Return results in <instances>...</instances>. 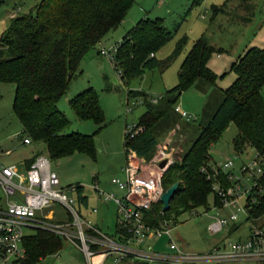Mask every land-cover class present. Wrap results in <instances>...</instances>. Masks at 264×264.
I'll return each instance as SVG.
<instances>
[{"label": "trees", "instance_id": "trees-1", "mask_svg": "<svg viewBox=\"0 0 264 264\" xmlns=\"http://www.w3.org/2000/svg\"><path fill=\"white\" fill-rule=\"evenodd\" d=\"M201 1L193 0V4ZM132 4L133 0H40L27 13L9 19L1 33L0 82L14 86L11 110L21 125L19 137L27 136L32 143H42L50 160L74 152H93L90 135L65 131L68 121L57 103L66 93L82 58L96 50L97 45L121 25ZM211 9L214 16L221 7L212 5ZM170 36L161 18L145 16L136 21L117 44L115 60L123 77L129 80L140 77L146 70L164 69L186 42L185 36L180 38L170 55L159 61L155 53ZM218 51L202 37L194 40L179 66L177 84L159 95L155 103L145 93L127 91L128 97L142 98L144 111L135 124L142 130L133 137L123 134L125 154L130 148L138 157L149 160L159 134L173 128L179 119L187 121L186 127H192L193 138L180 161H173L161 176L164 189L176 181L179 187L167 211L159 212L160 203L150 210L149 220L155 226L163 219H171L175 224L176 216L197 207L208 210L209 194L213 197V206H220L211 189V180L206 179L201 168L211 173L209 148L219 141L229 123L236 128L232 139L235 152L241 153L250 147L264 153V100L261 96L264 46L247 48L231 63L235 79L226 89L217 86L216 74L207 67L210 55ZM192 85L205 95L198 121L182 118L174 111L180 92ZM68 103L77 118L96 123L102 120L98 99L91 87L77 93ZM34 156L25 162L28 164ZM218 174L222 179L224 173ZM259 184L263 192L256 204L247 207L246 221L264 215V174ZM76 186V204L86 205L83 187ZM23 246L24 257L11 264H36L58 252L62 239L37 230L24 238Z\"/></svg>", "mask_w": 264, "mask_h": 264}, {"label": "rangeland", "instance_id": "rangeland-1", "mask_svg": "<svg viewBox=\"0 0 264 264\" xmlns=\"http://www.w3.org/2000/svg\"><path fill=\"white\" fill-rule=\"evenodd\" d=\"M39 1L0 0V35L7 28L9 19L17 14L27 13ZM212 5L220 6L222 10L213 17ZM140 9L142 13H140ZM144 15L151 19L161 18L163 25L171 33L169 40L155 53L156 59L162 61L167 58L178 40L185 36L186 42L181 52L172 57L164 69L146 70L140 77L129 80H126L123 75V78L119 77L109 61L103 56L93 54L96 57L87 60L82 58L77 73L69 81L66 93L57 103V108L68 121L65 131L90 135L94 150L92 153L74 152L51 160V168L58 176L60 187L76 184L83 187L87 204L80 206L76 204V209L79 210L82 217L95 222L107 233H113L115 229V206L110 201L98 198L92 184L97 183L100 189L110 193L116 191V186L110 182L111 179L123 178L121 168L126 158L123 148L124 130L126 127L135 125L144 111L143 103L137 101L138 98L128 97L127 91H139L145 93L148 98H155L175 86L179 66L190 50L193 41L199 37H202L215 50H219L210 55L207 67L216 74L217 86L226 89L235 79V73L230 70V65L235 61L236 56L245 47L261 48L264 46V0H202L197 5L193 4V0H133L122 25L105 40L108 42L105 46L120 41L121 36ZM249 16L251 21L245 22L243 18ZM88 87H91L96 93L102 112V120L98 123L90 119L77 118L68 103L69 99ZM13 95L14 86L10 83L0 82V143L4 147L12 148L8 154H0V163L2 164L17 162L31 150L47 156L42 143L14 147L20 139L21 125L11 110ZM261 96L264 100V84L261 87ZM204 101V95L195 85H192L180 92L176 106L194 116L198 121ZM186 122L184 119H179L173 128L159 134L155 152L157 148L165 145L173 161H180L189 140L191 137L193 138L192 127H186ZM235 133L234 124L229 123L222 132L219 141L209 148V155L212 164H218L230 158L234 164L232 170L237 172L240 163L247 162L252 158L254 151L248 147L242 154H236L232 148V139ZM243 202L244 199L237 201L239 211L236 208L213 210V197L209 194L207 198L209 210L206 215L204 207H197L176 216V223L171 231L172 240L187 253L201 254L211 250L215 243L221 246L227 242L246 239L250 227L258 226L257 224L264 219V216L246 221V213L242 207ZM232 212L237 213V220L234 223L224 226L216 234L208 232L207 225L216 214L226 217ZM56 215L61 217L63 211L57 209ZM233 224L236 225V228L228 234L227 231ZM167 243L168 238L163 236L156 243L155 250L158 252L167 250ZM36 264H85V261L80 251L67 241L62 240V248L58 252L44 257ZM105 264L113 263L108 258ZM146 264L176 263L152 260L147 261ZM203 264H259V262L225 261Z\"/></svg>", "mask_w": 264, "mask_h": 264}, {"label": "built area", "instance_id": "built-area-1", "mask_svg": "<svg viewBox=\"0 0 264 264\" xmlns=\"http://www.w3.org/2000/svg\"><path fill=\"white\" fill-rule=\"evenodd\" d=\"M119 42L100 46L98 54L105 57L117 75L122 77V70L115 60ZM159 97L151 98V101L155 103ZM137 101L142 102V98L138 97ZM174 111L182 118H195L178 106L174 107ZM141 130L140 126L133 125L126 127L124 134L133 137ZM20 141L22 144L31 143L27 136ZM253 151L252 158L240 163L237 172L232 170L234 164L230 158L212 164L211 173L201 168L206 179L211 180V189L220 201V206H213V210L236 208L239 211L237 201L244 199L242 207L246 213L247 207L257 203L263 192L259 179L264 174V153ZM9 152L2 150L0 143V154ZM162 160L165 165L160 168ZM172 163L173 159L165 145L157 148L149 161L138 157L129 148L121 168L123 178H112L110 181L121 192L119 195L103 191L97 183L92 184L98 198L112 201L115 205L113 233L103 231L80 215L76 209L77 186H59L58 176L52 170L48 156L37 154L28 164L0 163V264H11L23 258L24 238L37 230L52 233L67 241L82 253L85 264H105L108 258L113 264L129 260L173 261L180 264L264 260V233L259 226L252 225L245 240L238 239L215 246L205 253L192 254L181 250L172 240L171 231L175 224L171 219L158 221V226L150 222V210L160 203L159 198L165 190L161 176ZM220 171L224 173L222 179L218 176ZM57 209L63 211L61 217L56 215ZM208 210L204 211L205 215ZM159 212L163 213L162 209ZM236 220V212L226 217L216 214L208 223L207 230L210 234H216ZM163 236L168 238L169 251L158 252L151 243Z\"/></svg>", "mask_w": 264, "mask_h": 264}, {"label": "crops", "instance_id": "crops-1", "mask_svg": "<svg viewBox=\"0 0 264 264\" xmlns=\"http://www.w3.org/2000/svg\"><path fill=\"white\" fill-rule=\"evenodd\" d=\"M245 1H247V0H245ZM220 11H222L221 9L219 10V12ZM128 12V11H127ZM140 13H142V11H141V9H140ZM127 14V13H126ZM216 15V14H215ZM214 15V16H215ZM145 16V15H144ZM143 16V17H144ZM213 17V16H212ZM142 18V17H141ZM244 20H245V22H250L251 21V17L249 16V17H245V18H243ZM123 21H124V19H123ZM123 21L121 22V25H122V23H123ZM120 25V26H121ZM119 26V27H120ZM118 27V28H119ZM117 28V29H118ZM117 29L114 31V32H112L111 34H109L106 38H105V40H107L108 39V37H110L113 33H115L116 31H117ZM124 35V34H123ZM123 35L121 36V37H123ZM120 37V38H121ZM105 40H103L101 43H99L98 45H97V49L96 50H93V51H91V53H89L87 56H84L83 57V60H87L88 58H93V57H96V56H93V54H95V55H99L98 54V49H99V47L100 46H105V45H107L108 44V42H106ZM247 48L245 47L244 48V50H242L241 52H240V54H238L237 56H236V58L239 56V55H241L245 50H246ZM217 56H218V54H217ZM201 92V91H200ZM202 93V92H201ZM203 94V93H202ZM204 95V94H203ZM204 97H205V95H204ZM32 144V142L31 143H29V144H22L21 143V141H20V139H19V141L14 145V147H19V146H26V145H31ZM1 147H2V150H9L10 152H11V150H12V148L11 147H4V146H2V144H1ZM36 154H42V153H36L34 150H31L30 151V153L29 154H24L20 159H19V161H17V162H11V163H16V164H21V163H23V162H25L26 160H28V159H30L32 156H34V155H36ZM122 172V171H121ZM99 187V186H98ZM104 191V190H103ZM118 192V193H117ZM109 193V192H108ZM110 193H113V194H115V195H119L121 192L116 188V191L114 190V191H112V192H110ZM110 202H112V201H110ZM113 203V202H112ZM86 204H87V200H86ZM113 205H114V203H113ZM115 206V205H114ZM116 213V212H115ZM264 215H262L261 217H263ZM261 217H259V218H261ZM259 218H257V219H259ZM92 222V221H91ZM92 223H94L95 225H97L95 222H92ZM260 228H261V230H262V232L264 233V231H263V226H264V219H262L258 224H257ZM98 226V225H97ZM99 227V226H98ZM100 228V227H99ZM236 228V225H231L230 226V229L227 231L228 232V234L229 233H231V232H233V230ZM101 229V228H100ZM248 236H249V234L247 235V237H246V239L248 238ZM162 238V237H161ZM159 240H160V238H159ZM158 239L156 240V241H154V242H152L151 243V245H152V247H153V249L155 250L156 248H155V245H156V243L159 241ZM240 240V239H239ZM245 240V239H244ZM219 244H217V243H215V244H213L212 245V247L211 248H213V247H215V246H218ZM223 245V244H222ZM166 249H167V247H166ZM164 251H169L168 249L167 250H164ZM238 261H255V262H259V264H264V260H237V261H232V262H238ZM161 262H171V263H176V264H180V263H178V262H173V261H161ZM141 263H143V264H146V262H140V261H131V260H129V261H124V262H121V263H119V264H141ZM204 263H207V262H204ZM203 264V263H202Z\"/></svg>", "mask_w": 264, "mask_h": 264}, {"label": "water", "instance_id": "water-1", "mask_svg": "<svg viewBox=\"0 0 264 264\" xmlns=\"http://www.w3.org/2000/svg\"><path fill=\"white\" fill-rule=\"evenodd\" d=\"M164 165H165V161L162 160L159 163V167L162 168ZM178 187H179V183L176 181L173 184H171L169 187H167L161 194L159 198V202L161 203V209L163 212L169 209L170 201L177 192Z\"/></svg>", "mask_w": 264, "mask_h": 264}]
</instances>
